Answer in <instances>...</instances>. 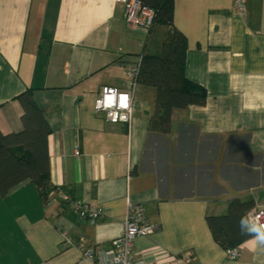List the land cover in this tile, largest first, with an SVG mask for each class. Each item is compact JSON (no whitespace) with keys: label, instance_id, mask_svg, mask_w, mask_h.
<instances>
[{"label":"crops","instance_id":"crops-1","mask_svg":"<svg viewBox=\"0 0 264 264\" xmlns=\"http://www.w3.org/2000/svg\"><path fill=\"white\" fill-rule=\"evenodd\" d=\"M172 2L184 73L206 101L173 109L161 133L150 86L136 85L128 123L93 107L104 86L126 89L129 65L157 49L162 28L127 24L115 0H0V130L22 128L16 97L33 89L51 129L53 187L46 201L30 180L0 195V264H95L83 250L119 236L129 203L156 226L133 241L143 264H264L252 237L228 259L206 222L232 198L264 206V0L241 12L234 0ZM62 193L100 217L81 219Z\"/></svg>","mask_w":264,"mask_h":264},{"label":"trees","instance_id":"trees-1","mask_svg":"<svg viewBox=\"0 0 264 264\" xmlns=\"http://www.w3.org/2000/svg\"><path fill=\"white\" fill-rule=\"evenodd\" d=\"M141 1L154 11L148 35L155 27L162 28L163 32L157 49L141 55L136 82L154 89V112L150 121L156 124L159 132L168 133L173 109L204 105L206 91L184 73L186 41L173 26L172 0ZM16 99L21 108L22 128L6 133L0 130V195L4 196L12 187L30 180L46 201L53 188L48 154L51 129L33 97V89H26ZM252 206L251 200L232 198L226 213L206 216L209 231L218 245L225 250L235 248L250 237L241 233L239 221Z\"/></svg>","mask_w":264,"mask_h":264},{"label":"built area","instance_id":"built-area-1","mask_svg":"<svg viewBox=\"0 0 264 264\" xmlns=\"http://www.w3.org/2000/svg\"><path fill=\"white\" fill-rule=\"evenodd\" d=\"M123 5V19L133 26L144 28L151 27L154 11L141 0H115ZM237 9L244 10L245 0H234ZM139 62L130 64L126 74L130 82L126 89L104 86L99 97L94 102V113L101 114L110 123H128L132 118L133 98L137 85L136 76L139 70ZM125 99H121V98ZM77 153V152H76ZM61 197L65 205L81 219L95 222L100 217V210L96 206H90L82 201L62 193ZM246 215L259 217L260 223H264V206H252ZM156 226L147 221L144 207L140 203H129L126 208L124 225L121 233L104 248H86L82 255L95 264H143L132 251L133 241L137 237L148 236L154 233ZM63 242L67 245L75 244L66 234H63ZM82 245V240L78 243ZM228 259H235L240 254V246L225 250Z\"/></svg>","mask_w":264,"mask_h":264},{"label":"clouds","instance_id":"clouds-1","mask_svg":"<svg viewBox=\"0 0 264 264\" xmlns=\"http://www.w3.org/2000/svg\"><path fill=\"white\" fill-rule=\"evenodd\" d=\"M239 227L242 234L252 237V242L264 248V223H260L259 217L245 215L240 218Z\"/></svg>","mask_w":264,"mask_h":264},{"label":"rangeland","instance_id":"rangeland-1","mask_svg":"<svg viewBox=\"0 0 264 264\" xmlns=\"http://www.w3.org/2000/svg\"><path fill=\"white\" fill-rule=\"evenodd\" d=\"M152 39H153V38H152ZM154 41H155V42H154V44H153V45H154L153 47H154V48H157V46H158L160 40H154ZM156 45H157V46H156Z\"/></svg>","mask_w":264,"mask_h":264},{"label":"snow or ice","instance_id":"snow-or-ice-1","mask_svg":"<svg viewBox=\"0 0 264 264\" xmlns=\"http://www.w3.org/2000/svg\"><path fill=\"white\" fill-rule=\"evenodd\" d=\"M121 99L123 100V99H125V98L122 97Z\"/></svg>","mask_w":264,"mask_h":264}]
</instances>
